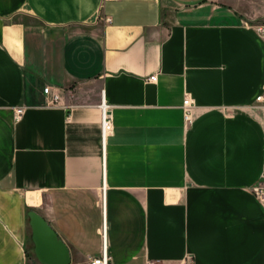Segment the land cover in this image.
Masks as SVG:
<instances>
[{"label": "crops", "instance_id": "1", "mask_svg": "<svg viewBox=\"0 0 264 264\" xmlns=\"http://www.w3.org/2000/svg\"><path fill=\"white\" fill-rule=\"evenodd\" d=\"M263 14L264 0H0V264H41L32 209L71 264L105 243L113 264H264V39L246 24Z\"/></svg>", "mask_w": 264, "mask_h": 264}, {"label": "built area", "instance_id": "2", "mask_svg": "<svg viewBox=\"0 0 264 264\" xmlns=\"http://www.w3.org/2000/svg\"><path fill=\"white\" fill-rule=\"evenodd\" d=\"M106 22H110V17L104 18ZM248 26L253 27L257 33L264 39V23L260 24H254L251 22H246ZM149 81H156L157 75H151L148 78ZM44 91L46 94L49 95V104H58L61 100L60 94L58 91L54 90L52 86L47 85L44 87ZM257 100L262 103V107L264 108V94L257 97ZM194 106V101L190 96H186L183 101V110H184V117L188 123H192V115H191V109ZM101 110H102V138L105 142L107 136L113 131L114 123H113V115H112V107L110 104H108L105 100L102 101L100 104ZM24 109L23 107H20L17 109V117L19 118ZM254 192L257 195V197L260 199V201L264 202V177L262 181H260L255 187ZM104 235H105V228H104ZM88 264H113L110 259V255L107 251L106 243L104 244V249L101 255L91 257ZM150 264H153L150 262ZM186 264H192V261H188Z\"/></svg>", "mask_w": 264, "mask_h": 264}, {"label": "water", "instance_id": "3", "mask_svg": "<svg viewBox=\"0 0 264 264\" xmlns=\"http://www.w3.org/2000/svg\"><path fill=\"white\" fill-rule=\"evenodd\" d=\"M34 253L41 264H71V252L46 218L36 210L28 212Z\"/></svg>", "mask_w": 264, "mask_h": 264}, {"label": "rangeland", "instance_id": "4", "mask_svg": "<svg viewBox=\"0 0 264 264\" xmlns=\"http://www.w3.org/2000/svg\"><path fill=\"white\" fill-rule=\"evenodd\" d=\"M251 23H254V24L264 23V14L261 17L252 20ZM29 241L30 242H29L28 245H29V247H31L32 246V242H31V229H30V240Z\"/></svg>", "mask_w": 264, "mask_h": 264}]
</instances>
